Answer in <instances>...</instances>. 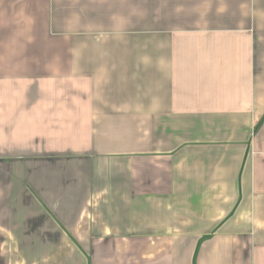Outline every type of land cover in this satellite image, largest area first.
Here are the masks:
<instances>
[{
	"label": "crops",
	"instance_id": "1",
	"mask_svg": "<svg viewBox=\"0 0 264 264\" xmlns=\"http://www.w3.org/2000/svg\"><path fill=\"white\" fill-rule=\"evenodd\" d=\"M0 264H264V0H0Z\"/></svg>",
	"mask_w": 264,
	"mask_h": 264
}]
</instances>
